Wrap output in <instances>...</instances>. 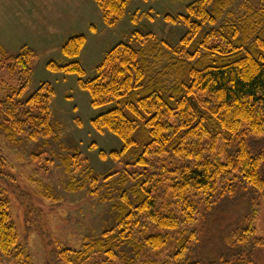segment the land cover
Listing matches in <instances>:
<instances>
[{"label": "trees", "instance_id": "trees-1", "mask_svg": "<svg viewBox=\"0 0 264 264\" xmlns=\"http://www.w3.org/2000/svg\"><path fill=\"white\" fill-rule=\"evenodd\" d=\"M93 1L103 23L114 28L133 0ZM236 1L192 0L185 14L164 17L186 29L177 44L136 31L105 54L92 79H86L79 61L88 41L83 34L63 44L67 64H47L50 72L78 77L91 106L107 109L91 121L93 127L122 143L120 150L99 152L103 160L123 165L106 175L96 174L78 152L62 159L68 175L81 171L82 176L72 178L68 192L88 190L110 205L116 225L86 240L79 250L58 243L59 264H134L121 253L123 247L135 258L171 250L176 264H202L186 257L197 239L190 227L199 214L198 197L212 209L226 195L249 187L264 190V151L253 150L248 142L251 136L264 139V0H240L243 13L231 18ZM36 58L28 47L11 55L0 42V72L18 77V86L0 99V129L11 144L22 138L60 139L52 114L53 86L43 83L26 98ZM220 142L224 159L217 154ZM0 164L5 165L1 156ZM43 194L56 199L48 185ZM256 205L258 212L261 204ZM10 206L7 192L0 190V258L9 264H34L19 243ZM255 232L250 226L237 241L247 244Z\"/></svg>", "mask_w": 264, "mask_h": 264}, {"label": "rangeland", "instance_id": "rangeland-1", "mask_svg": "<svg viewBox=\"0 0 264 264\" xmlns=\"http://www.w3.org/2000/svg\"><path fill=\"white\" fill-rule=\"evenodd\" d=\"M191 2L133 0L124 20L109 28L93 0H0L1 44L11 55H19L24 47L37 55L26 98L43 83H50L55 90L52 114L58 125V141L29 142L22 138L18 144H11L0 129V156L5 159V165L0 164V190L7 192L19 243L27 248L34 264H59L55 260L58 243L64 248L79 250L86 240L97 238L116 225L110 205L100 203L88 190L68 192L72 178L79 180L82 176L81 171L68 175L62 159L78 152L87 158L98 175L123 168L122 164L103 160L99 155L100 151L109 153L122 147L119 138L109 132H98L91 123L107 109L91 106L90 95L79 87L76 75L50 72L47 64L51 61L67 64L69 59L61 48L67 40L80 34L88 40L79 58L86 70V79L96 76L97 67L107 52L127 42L136 31L151 32L175 45L186 29L182 24L167 22L164 17L185 14ZM240 4L237 0L230 9L231 18L242 15ZM17 86L18 77L0 72V99L10 87ZM248 142L253 150L264 151V139L251 136ZM217 149V154L224 159L226 150L223 152L222 142ZM261 175L264 177V164ZM44 185L53 189L54 201L45 198ZM258 203L261 210L257 212ZM198 204L197 220L190 227L196 230L197 239L190 245L186 257L202 264L226 261L235 264L239 259L264 264V190L249 187L236 195H226L212 209L206 208L199 197ZM250 226L254 227L256 237L250 238L247 244L239 243L237 235ZM121 253L134 259V264H146L147 259L156 264H176L171 250L160 255L149 252L140 258H135L126 247ZM0 264L9 263L0 258Z\"/></svg>", "mask_w": 264, "mask_h": 264}]
</instances>
